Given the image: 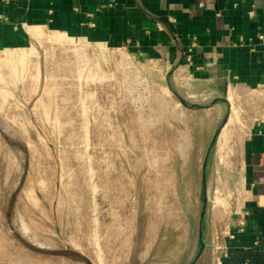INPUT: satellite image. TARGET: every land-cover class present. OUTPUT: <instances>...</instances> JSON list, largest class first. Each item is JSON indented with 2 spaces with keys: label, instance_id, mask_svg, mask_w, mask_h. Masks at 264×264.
<instances>
[{
  "label": "rangeland",
  "instance_id": "374dc122",
  "mask_svg": "<svg viewBox=\"0 0 264 264\" xmlns=\"http://www.w3.org/2000/svg\"><path fill=\"white\" fill-rule=\"evenodd\" d=\"M31 44L37 64L0 74V264L185 263L240 199L242 99L224 115L136 56L46 29Z\"/></svg>",
  "mask_w": 264,
  "mask_h": 264
},
{
  "label": "crops",
  "instance_id": "0c3cea01",
  "mask_svg": "<svg viewBox=\"0 0 264 264\" xmlns=\"http://www.w3.org/2000/svg\"><path fill=\"white\" fill-rule=\"evenodd\" d=\"M252 5L254 15L249 17ZM0 13L7 17L0 19V74L7 63L15 74L17 66L33 62L36 55L30 53L36 49L31 43L46 29L63 37L125 44L166 77L200 82L188 88L185 97L219 98L224 115L228 84L233 81L239 89L252 87L264 96V42L256 37L258 32L264 34V0H0ZM192 40L196 41L193 65L184 66V51ZM253 109L245 107L250 132L239 148L240 199L227 210L225 223L217 222L212 211L203 227L209 237L202 236L204 248L199 246L183 264H213L208 247L214 231L225 224L235 230L240 221L242 230L219 239L225 247L222 263L226 264L228 251L233 249L256 254L261 258L256 264H264V122H251ZM229 122L230 118L225 125ZM146 255V251L134 249L122 257L124 264H145Z\"/></svg>",
  "mask_w": 264,
  "mask_h": 264
},
{
  "label": "built area",
  "instance_id": "2783aa9c",
  "mask_svg": "<svg viewBox=\"0 0 264 264\" xmlns=\"http://www.w3.org/2000/svg\"><path fill=\"white\" fill-rule=\"evenodd\" d=\"M4 1L8 2L9 0H4ZM252 7L253 5L248 10L249 17H252L254 15V10ZM0 19L5 20L7 19V17L4 14L0 13ZM70 37L82 39L84 43H86L87 45L93 44L94 46L103 47L104 50L110 49L111 52H115L116 54L119 55L118 62L120 64H126V63L133 64V63L138 62L133 52H130L127 49L125 44H110L108 42H103V41H90V40H87L85 37H79V36H70ZM256 37L258 40L264 42V34L262 32H258ZM195 46H196L195 40L190 41L186 45L183 60H182V63H183L182 65L184 66L193 65V56H194ZM195 68H198V67L195 66ZM155 70L158 72H161L159 71L158 68H155ZM176 75L179 76V73L176 72ZM180 77L183 78L182 74L180 75ZM236 82L237 81H233V83L228 84V89H227L225 100H227V102L230 104V100L236 99L238 102H240L239 99H242L243 104H242V108L240 111L243 113V115L245 114V107L248 105L250 106L251 110H252V107H254L253 110L255 111L254 115L252 116L251 122H253L254 120L257 122H264V105H263L264 96L262 95V93H257V89L252 88V87H246L245 89H239L237 87ZM245 129L246 130H245L244 136H246L250 132V127L249 128L246 127ZM242 224L243 223L240 221L237 229L235 230L232 229L228 224H225L223 229L214 231V239L211 241V244H210L211 253L214 259L213 264H223L221 257L225 255V252H223L225 247L220 246L219 239H221L222 237H233L236 231L242 230Z\"/></svg>",
  "mask_w": 264,
  "mask_h": 264
},
{
  "label": "trees",
  "instance_id": "16d2710c",
  "mask_svg": "<svg viewBox=\"0 0 264 264\" xmlns=\"http://www.w3.org/2000/svg\"><path fill=\"white\" fill-rule=\"evenodd\" d=\"M261 261L256 254H252L243 250H229L226 264H256Z\"/></svg>",
  "mask_w": 264,
  "mask_h": 264
},
{
  "label": "water",
  "instance_id": "95a60500",
  "mask_svg": "<svg viewBox=\"0 0 264 264\" xmlns=\"http://www.w3.org/2000/svg\"><path fill=\"white\" fill-rule=\"evenodd\" d=\"M174 94L177 96V98L179 99V102L185 106H187V103H186V100L184 98H182L181 96H179L178 94H176L174 92ZM226 118H223V121H225ZM212 143V142H211ZM201 200L202 202L205 204L206 200H207V197H206V194L203 193L202 197H201ZM200 217L202 218L203 217V212H201V215ZM198 242H199V246L200 247H203L204 246V242H203V237L200 235L199 239H198ZM193 261V260H192ZM192 262H190L191 264Z\"/></svg>",
  "mask_w": 264,
  "mask_h": 264
},
{
  "label": "bare ground",
  "instance_id": "6f19581e",
  "mask_svg": "<svg viewBox=\"0 0 264 264\" xmlns=\"http://www.w3.org/2000/svg\"><path fill=\"white\" fill-rule=\"evenodd\" d=\"M36 28L39 29L38 27H35L34 30H36ZM52 36H54V38H56L57 40L64 39V37H63L62 35H58V34H56V33H53ZM67 38L72 39V37H67ZM163 90H164V87H163ZM228 118H230V117L228 116ZM228 118H227V120H228ZM227 120H226V121H227ZM226 121H225V123H226ZM225 123H224V124H225Z\"/></svg>",
  "mask_w": 264,
  "mask_h": 264
}]
</instances>
